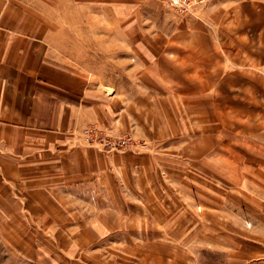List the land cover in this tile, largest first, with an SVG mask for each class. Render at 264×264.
Listing matches in <instances>:
<instances>
[{"label": "crops", "instance_id": "crops-1", "mask_svg": "<svg viewBox=\"0 0 264 264\" xmlns=\"http://www.w3.org/2000/svg\"><path fill=\"white\" fill-rule=\"evenodd\" d=\"M93 122L151 139L162 155H107L78 143L74 132ZM230 132L238 133L234 139L243 149L229 159L220 155L226 172L219 175L232 174V210L253 213L262 234L247 244L260 256L264 0H203L189 14L160 0H0V211H20L24 201L43 218L47 207L38 188L50 194L77 188L124 163L150 171L169 156L203 158ZM149 171L143 181L158 178ZM149 204L142 197L141 205ZM7 220L20 242L24 225ZM49 220L41 226L52 228L50 238L76 228L73 244L85 243L90 229L108 226L84 216L68 224ZM92 234L95 243L104 242L98 230ZM125 256L134 258L118 254L114 260Z\"/></svg>", "mask_w": 264, "mask_h": 264}, {"label": "rangeland", "instance_id": "rangeland-1", "mask_svg": "<svg viewBox=\"0 0 264 264\" xmlns=\"http://www.w3.org/2000/svg\"><path fill=\"white\" fill-rule=\"evenodd\" d=\"M160 1L175 12L189 14L203 0H194L188 10ZM74 133L78 143L107 155L114 152L162 155L154 141L130 129H111L93 122ZM237 135L230 132L226 142H220L222 146L203 158L190 160L184 154L181 159L169 156L171 160H159L150 171L146 165L138 166L141 173L136 165L124 163L123 169H114L100 181L77 188L57 187L51 194L43 188L34 190L47 207L43 218L30 211L24 201L20 211H0V237L5 236L0 239V248H4L0 249V264H264V249L257 256L252 245L247 244L262 234L253 227V213L247 209L245 212L232 210L237 203L227 192L232 186L229 181L232 174L219 175L226 172L219 161L236 156L243 149L242 140L234 139ZM222 154L223 158H219ZM148 171L150 175L157 172L158 178L143 181V172ZM189 173L193 178L190 179ZM142 197H147L148 206L141 205ZM82 216L98 218L108 226L100 223L103 228L90 229V233L86 232V242L79 244L71 242L74 227L58 229L63 230L61 237L50 238L52 228L41 226L44 219L50 221L52 217L58 219L53 221L68 224ZM12 218L24 225L20 242L14 238V228L7 220ZM238 220L242 224L237 225ZM261 222L258 227L263 231L264 220ZM136 223L139 224L131 227ZM93 230L104 236L103 243L94 242L97 236L92 234ZM236 233L246 244L237 241ZM69 252H80V258L69 257ZM118 254L134 258L125 256L115 261L114 255ZM236 257L244 261L238 263Z\"/></svg>", "mask_w": 264, "mask_h": 264}, {"label": "built area", "instance_id": "built-area-1", "mask_svg": "<svg viewBox=\"0 0 264 264\" xmlns=\"http://www.w3.org/2000/svg\"><path fill=\"white\" fill-rule=\"evenodd\" d=\"M166 4L175 6L180 10H188L194 0H163Z\"/></svg>", "mask_w": 264, "mask_h": 264}]
</instances>
